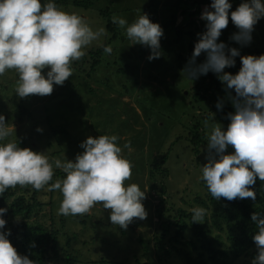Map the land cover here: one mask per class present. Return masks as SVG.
Instances as JSON below:
<instances>
[{
	"label": "clouds",
	"instance_id": "9594fccd",
	"mask_svg": "<svg viewBox=\"0 0 264 264\" xmlns=\"http://www.w3.org/2000/svg\"><path fill=\"white\" fill-rule=\"evenodd\" d=\"M231 8L229 0H212L203 10L200 18L206 21V30L197 34L199 39L183 72L194 80L211 71L227 90L235 92L231 97L234 113L228 114L227 129L217 122L211 124L207 163L201 166L199 180L216 201H255L257 178L264 182V54L241 56L237 48H228L218 40L230 17L238 29L230 39L241 45L250 43L254 26L264 17V0H242L234 11ZM112 23L124 30L132 44L150 49L149 61L160 58L164 32L147 13L140 10L131 23L114 14ZM108 35L105 27L94 28L79 12L65 11L54 0H0V76L15 71L14 91L19 98L51 95L54 85L62 86L71 78L73 62ZM103 52L111 55L112 45H104ZM201 53L206 59L197 64ZM237 56L239 71L225 72V68L235 66ZM216 107L220 109L222 103ZM204 125L209 126L208 119ZM13 128L0 115V196L17 186L59 191L63 197L59 215L83 216L101 204L110 211L111 224L125 230L134 219L147 218L143 204L146 190L136 183L126 184L134 167L123 152L124 148L131 151L130 142L122 148L115 134L89 136L80 144L83 152L68 160L20 147L17 138L10 139ZM229 148L234 151L227 152ZM57 169L63 176L53 182ZM6 212L0 208V230L7 223L2 218ZM207 214L206 208L196 206L191 209V222L204 223ZM251 220L257 229L252 237L257 254L251 264H264V212L252 213ZM10 235V231H0V264H37L18 253L8 239Z\"/></svg>",
	"mask_w": 264,
	"mask_h": 264
},
{
	"label": "rangeland",
	"instance_id": "374dc122",
	"mask_svg": "<svg viewBox=\"0 0 264 264\" xmlns=\"http://www.w3.org/2000/svg\"><path fill=\"white\" fill-rule=\"evenodd\" d=\"M93 1L94 3L90 8L74 6L72 4H65L61 7L65 11L75 10L79 12L92 22L94 28L103 26L106 31V24L109 20L112 21L114 14L125 18L131 23L140 10L142 13H147L149 18L154 20V23L161 25L164 32L160 40V58L149 61L150 49L139 44H132L126 37L124 30L119 28L118 25H113V32H108L109 35L107 38H102L99 42H94L86 52L95 51L98 47L107 43L108 45H112L114 53L112 55L104 54L101 61L96 65V71L90 75L80 71L77 73L73 71V74H77L76 76H81L82 80L77 77L74 80L82 85H79V88H81L74 96L73 100L76 106L72 110L70 107L71 92L62 91L65 88L59 85H54V90L51 95H32L28 98H19L14 91L15 81L18 79V75L15 71H8L5 75L0 76V115H4L6 123L9 126H14L13 135L10 139L17 138L20 147L31 148L33 151H46L50 157L54 158L75 160L76 155L83 152V149L80 147L83 141L89 136L95 138L103 135L106 130V134L120 135L118 144L122 148L126 137L138 133L140 135L146 133L151 136L152 138L150 140L153 144L147 142L145 145L146 158L150 150L148 147L162 144L163 147L158 153L152 150L153 156H150V159L147 158V161H144L138 144H133L131 151L125 148L123 149L124 155L134 165L132 177L126 181V184L136 183L142 191L146 190V198L143 200L144 207L147 211L146 219H134L126 230L121 229L111 224L109 218L110 211L103 209L101 204H97L89 214L65 217L58 214L60 202L63 198L62 194L59 191H48L47 188L40 191L39 198L47 203L51 198L52 202L45 204L42 213L36 219L45 224H54L53 226L58 229L60 235V244L66 245V238H70L73 244L85 239L89 240L88 245H80L82 256L91 254L94 258H98L101 255L113 258V254L111 253H114V251L109 253V250L113 248L110 244L117 245L119 240H121L123 244L130 243L135 252L140 255L138 260L130 256L128 258L130 264H162V262L164 264H183V260L177 256L168 257L162 262L161 258L157 256L152 259L145 257L142 254L143 249L139 243V239L141 237L149 239L150 246L154 244V247H156V239L154 237L160 238L167 233L164 236L165 239H163V242L167 244L169 237L173 235L176 229L174 225L176 223L175 215H177V211L180 208L191 210L196 206H201L208 210L207 215L210 216L212 196L208 192L204 182L199 180L202 174L201 166L207 163V142L200 146V153L198 154L194 152L193 146L190 145L188 140L185 142L186 138L181 139L180 137L172 144L174 138H178L177 135H186L189 138V129L191 130L194 124L199 123L204 128L206 118H202L201 115L210 112L206 101H192V98H187V100L182 99L186 97V93L191 88L183 69L189 61L194 45L199 37L197 36V39L191 47V40L186 34L180 41L174 42V31L169 24L174 19H177L176 24L178 25L184 20L182 25L184 31L190 30L196 33V35L201 33V30L204 32L206 30V21L200 18V14H202L206 7L210 6L212 0L202 1V10L198 15L197 12H194L193 15L189 12L191 11L189 10L190 7L194 3L192 2L193 0ZM229 2L232 5L230 11H234L242 0H229ZM105 9H108L107 16H104L100 12ZM182 11L184 13L180 16V12ZM185 19L187 20L185 21ZM192 20L193 24H189ZM237 31L238 29L229 17V24L222 31L218 42H224L228 48H237L240 55L243 56H259L264 54V17L254 26L250 43L241 45L231 40L230 37ZM164 53H166L165 56L163 55ZM179 53L183 56L184 62L178 66L175 58ZM200 56L206 58L205 53H201ZM116 57H119L120 60L116 61ZM144 58H146L145 66H150V63H153V65L157 64V71H154L159 75V78L156 79L157 83H154V85L152 81L149 83L143 82V71L145 70L147 72L143 62ZM76 63V65H82L86 69L91 65V61L85 59L76 61ZM126 65L128 69L124 72L119 71L121 67H125ZM177 74L179 75L177 76ZM87 76L93 77V80ZM165 76H168V79L172 78L173 81L170 80L164 84L163 79ZM84 80L90 81L84 82ZM85 83H89L93 91L96 90L95 93L98 95H88V89L83 86ZM151 85L153 87L148 88ZM223 86L226 87L224 84ZM56 89H61L59 93L62 94L63 92L64 94L59 97H54L53 94L56 92ZM119 92L124 93L120 96ZM131 93L135 94L131 95ZM101 94L103 95L101 96ZM230 94L231 96H235L234 90H230ZM21 99L24 101L21 102ZM19 102L20 107H18ZM213 102L214 100L212 102L209 101V104L211 105ZM123 103L136 109H139L136 105H142L148 109L150 114L148 119L145 116H141L136 120L133 118L130 119V124L126 128H131L125 134L121 135L125 126L124 123H120L117 111L123 113L121 115L122 118L125 117L123 112L125 104ZM22 106L27 107L25 113L21 112L25 109ZM63 112L65 113L64 115H62ZM167 115H172V118L166 121L164 117ZM72 116L74 117L72 126L71 128L70 125L68 126L70 134L76 135L73 140L66 137L65 142L62 140L63 136L61 134L47 138L42 131H37V128L45 130L48 127V122L54 126L63 123L65 120L69 122ZM208 121L209 126L204 128V131L207 133V138L211 131V124L214 123L213 119H208ZM217 123L222 125L221 122ZM95 126H98L97 129ZM72 128H74L73 131ZM86 132V138L80 141L79 135L83 137ZM163 138L165 139L164 144ZM152 139L157 140L158 143ZM232 151L234 150H227V152ZM166 154H168V159L162 163L161 158ZM155 162H160L159 169L153 168ZM165 169L168 170L165 171ZM152 170L154 174L151 173ZM196 197L204 199V203L195 202ZM157 207H160L164 213L162 219L171 222L170 226L159 225L161 222L158 221V211L155 212ZM94 209L100 211V213L99 215H93L89 219L88 216L94 213ZM102 219L103 222L98 226ZM168 228L169 230H167ZM74 233H78V237L73 238ZM218 233L217 230H214L212 235L215 236ZM186 239H195L191 231L186 233ZM223 239L227 240L225 236ZM254 248L256 250V247ZM116 250L118 251V249ZM127 254L131 255V250L125 253L124 257ZM82 258L84 259V257ZM245 258L247 257H242L237 263L244 264L243 260ZM78 264L92 263L85 261Z\"/></svg>",
	"mask_w": 264,
	"mask_h": 264
},
{
	"label": "trees",
	"instance_id": "16d2710c",
	"mask_svg": "<svg viewBox=\"0 0 264 264\" xmlns=\"http://www.w3.org/2000/svg\"><path fill=\"white\" fill-rule=\"evenodd\" d=\"M202 1L203 0L192 1L194 3L189 9L191 10L189 11L191 15H193L194 12H197V15L200 14L202 10ZM42 2H44V0H42ZM54 2L58 6L72 4L74 6H82L86 8H90L94 3L93 0H54ZM100 12L104 14V16L108 15V9L102 10ZM182 13L184 12H180V16L182 15ZM187 19H185V21ZM150 20L154 22V20ZM176 21L177 19H174L169 24L174 31V33L172 32L173 36L175 35L173 41H180L186 34L191 40V47L197 39L198 35L190 30L184 31L182 26L184 20L180 22L179 25L176 24ZM189 24H193V20L192 22H189ZM106 25L107 32H113L112 26H117L116 24L112 23L111 20H109ZM165 31L167 32V30ZM201 33H203V30H201ZM104 45L108 44L104 43L103 46ZM103 46L98 47V49H96L95 51H87L86 55L82 58L87 61H91V65L88 69H86L82 65H76V61L73 62L72 67L75 73L80 71L90 75L92 72L96 71V65L101 61L102 56H104L105 54L103 52ZM113 53L114 51L111 53V55ZM163 55L165 56L166 53H164ZM145 59L146 58L143 59L144 66L146 64ZM175 59L178 66L179 64H182L184 62L183 56L180 53L176 55ZM205 59V57L199 56L197 57L196 63H203ZM234 59L236 61L235 66L225 68V72L236 74L239 71L241 67L240 56H237ZM119 60L120 58L116 57V61ZM127 67V65L125 67H121L119 71L124 72L126 69H128ZM145 68L147 69V72L145 70L143 71V82L149 83L152 81L154 85V83H157L156 79L159 78V75L154 71H157V64L153 65V63H150V66H145ZM46 71L47 69L45 70V75ZM76 75L77 74H73V76H71V78L65 81V83L62 85V87L65 88L62 89V91L71 92V110L76 106V103H74L73 99L76 93L79 92V89L81 88H79V85H82L81 83H78L76 80H74L75 77L81 79V76ZM178 75L179 74H177V76ZM87 77L93 80V77ZM186 79L189 81L191 88L189 92L186 93V97H183L182 99L187 100V98H192V101H206L210 108V112H207V114H200L202 118L213 119L214 122H221L224 130H226L228 124L230 123L228 114L234 113L230 90H227L226 87L223 86L222 82L218 79L217 75L211 71L206 75H200L199 78L194 80H190L188 78ZM163 80L165 82L164 84L168 83L170 80L173 81L172 78L168 79V76H165ZM86 81L88 82L90 80H84V82ZM153 85L149 86L148 88L153 87ZM83 86L88 89V95H98L97 93H95L96 90L93 91V88H91L89 83H85L83 84ZM59 92H61V89H56V92L53 94V96L59 97L64 94L63 92L62 94ZM119 93L120 96H122L124 92ZM134 94L135 93H131V95ZM102 95L103 94H101V96ZM213 100L214 102L210 105L209 101L212 102ZM22 101L24 100L21 99V102ZM217 103H222V107L220 109L216 107ZM123 104H125V108H123L125 117L122 118L121 115L123 113L117 111V116L120 119V123H124L125 126L123 132H121V135L125 134V132H127L131 128H126V126L130 124V119L133 118L134 120H136L141 116H145L148 119L150 114L148 109H146L142 105H136V107L139 108L136 109L135 107H130L126 103ZM18 107H20V102L18 103ZM24 108L25 109L21 111L22 113H25V111L27 110V107ZM212 112L214 116L212 115ZM64 114L65 113L63 112L62 115ZM73 118V116L72 118H70V123L65 120L63 121V123H59L55 126L51 125L48 122V127L45 130H42V132L47 138H52L58 134H61L63 136V141L66 142V137L73 140L76 135L70 134V129L68 126L70 125L71 128ZM171 118L172 115H167L166 117H164L166 121L168 119L170 120ZM98 126H95V128L97 129ZM204 128H202L199 123H196L191 127V130L189 129V138L186 135H177L178 138L176 139L175 137L172 141V144L175 143V141L180 137L181 139L186 138L185 142H187L188 140L190 145L193 146L194 152L198 154L200 153V146L207 142V133L204 131ZM73 129L74 128H72V131ZM104 133L106 134L107 130ZM79 136V140L82 141L86 138L85 136H87V132L83 137H81V135ZM119 136L120 135H118V137ZM150 138L152 137L147 135L146 133H144L143 135H140L138 133L135 135H131L130 137H126L124 139V144L128 142H130L131 146H133V144H138L141 150V154L144 157V161H147L148 159H150V156H153L152 150L158 153L159 150H161V148L163 147L160 143V145L156 144L153 147H148L150 148V150L147 159L145 156V145L147 144V142L153 144ZM154 142L158 143L157 140H155ZM164 142L165 139L163 138V144ZM167 159L168 154H166L165 156L163 155V157L161 158L162 163L167 161ZM160 162H155V166L153 168L159 169ZM167 170L168 169H165V171ZM153 172L154 171L152 170L151 173L154 174ZM62 176L63 173L58 169L55 172L53 182L56 178ZM254 190L256 191L255 201L251 200V198L243 200L236 199L234 201H227L226 199L221 198L219 201H216L211 197L212 200L210 216H206L204 223L191 222V210L180 208L177 211V215H175L176 223L174 225L176 226V229L174 230L173 235L169 237L168 243L165 244L163 242V239H165L164 236H166L167 234L165 233L166 231L164 232L165 235H163L162 237H154L156 239V247H154V244L150 246L149 239L141 237L139 239V243L141 244L143 249L142 254L150 259L156 256L160 257L161 262L168 257L177 256L183 260V264H238L237 261L239 259H241L242 257H247L243 260V263L251 264V260H253V258L257 254V250H255L254 248L255 243L252 239L257 229L254 222L251 220V215L254 212H264V182H261L257 178L256 184L254 185ZM40 191L33 189L31 186H27L24 188L17 186V188L15 189H7L4 194L0 196V208L7 209V212L2 217L6 220L7 223L5 225V228L0 231H10L11 235L8 236V239L17 249L19 254L29 256L30 259L36 260L37 264H78L85 261H88L92 264H130V261H128V258L130 256L135 257L136 260L140 258V255L135 252L130 243L127 242L123 244L121 240H119V243H117V245L110 244L111 246H113V248L112 250H109V253H111V251H114V253H111L113 254V258L102 255L98 258H94L91 254H85V256H82L80 245H88L90 241L87 239L73 244L71 243L70 238H66V245L60 244V235L58 233V229L53 226L54 224H45L36 219V217H38L42 213L45 204H50L52 202L51 198L48 203L42 201L39 198ZM195 200V202L197 203H204V199H202L201 197H196ZM156 211H158L159 215L158 221L161 222L159 223V225L162 224L163 226H170V221H164L162 219L164 213L162 212L160 207H157L155 212ZM99 213L100 211L94 209V213L89 215L88 218L90 219L93 215H99ZM101 222H103V219L99 222L98 226H100ZM167 230H169V228ZM214 230H217L219 232L215 236L212 235ZM188 231L192 232L195 239H186V233ZM224 236L227 238V240L223 239ZM76 237H78V233H74L73 238ZM33 245L35 246L33 247ZM116 249H118V251ZM129 250H131V255L127 254L124 257V254ZM82 257H84V259ZM162 264L164 263L162 262Z\"/></svg>",
	"mask_w": 264,
	"mask_h": 264
}]
</instances>
